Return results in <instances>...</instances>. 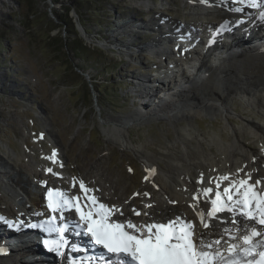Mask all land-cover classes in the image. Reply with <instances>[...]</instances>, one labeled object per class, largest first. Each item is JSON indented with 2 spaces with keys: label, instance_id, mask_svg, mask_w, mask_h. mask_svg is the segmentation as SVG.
<instances>
[{
  "label": "rangeland",
  "instance_id": "rangeland-1",
  "mask_svg": "<svg viewBox=\"0 0 264 264\" xmlns=\"http://www.w3.org/2000/svg\"><path fill=\"white\" fill-rule=\"evenodd\" d=\"M93 1L94 5L89 0H77L76 4L66 0H0V40L5 45L0 47V171L10 170L15 162L33 188L35 179L30 164L44 167L43 161L52 163L49 156L55 141L66 158L65 171L69 169L73 177L87 178L103 200L112 204L108 205L118 209L126 206L124 209L133 214L132 210L152 204L154 211L160 204L161 190L153 185V191H147L145 159L130 147L118 146L109 139L103 126L126 121V127L131 126V146L138 148L147 143V152L157 156L168 152L166 147L172 143H176V149L187 144L192 149H203L204 155H210V151L218 153L220 143L231 139V130L217 116H180L174 123L154 118L144 120L140 126L133 125L140 118L142 107L150 105L144 101L140 104L138 91L143 94L141 100L150 101L151 95L142 89L155 84L158 74L174 69L167 66L172 55L164 53L166 59H162L154 51V44L148 45L158 35V28L164 30L163 26L158 27L160 13L175 16L182 25L185 20H206L216 13L205 8L202 12L194 10L190 0ZM64 6L69 8L66 14ZM63 13L70 19V28L59 20ZM137 24L145 26L139 29ZM73 40L82 43L87 53L74 55L65 45H73ZM255 44L240 50L260 46ZM194 48L203 52L200 46ZM190 57L196 66V55ZM221 59H213L210 65ZM154 66L161 68L156 74L150 71ZM189 67L183 75L192 71ZM163 74L159 80L168 82L169 77ZM130 116H135V123H131ZM239 119L233 118L232 124L239 126ZM51 176L64 181L59 174ZM0 210L5 211L2 204ZM120 220L124 221L123 217Z\"/></svg>",
  "mask_w": 264,
  "mask_h": 264
},
{
  "label": "bare ground",
  "instance_id": "bare-ground-1",
  "mask_svg": "<svg viewBox=\"0 0 264 264\" xmlns=\"http://www.w3.org/2000/svg\"><path fill=\"white\" fill-rule=\"evenodd\" d=\"M190 1H193L192 9L194 10L199 9L201 11L205 8L204 5H200L201 3L211 4L212 11L216 13L215 17L205 18L206 20L201 19L202 17L194 19V21L185 20L184 27L195 32L196 38L202 41V53L197 49H192V53L194 52L197 59L196 66L193 63L195 59L193 62L189 60L188 66L192 70L191 74L170 76V81L166 84H147L146 90H142L149 92L150 101L141 100L143 94L139 90L138 100L140 104H143L142 101H144L150 105L142 107L140 110L142 113H140V118L135 121L136 123L133 122L135 116H130L129 119L131 123H135L133 125L140 126L144 120L148 121L154 118H161L174 123L180 119V116L190 119L202 114H210L220 117L224 121V127L231 130V139L221 142L217 147L218 153L216 154L210 151V155H204L203 149H192L187 144H184L182 149H176L178 146L175 145L176 143H172L166 147L168 152L162 151L157 156V153L147 152V143H142L138 148L131 146L133 144L130 138L131 126L130 128L126 127V121L111 122L108 126H103V132L118 146L130 147L134 153L143 157L145 159L146 177H148L145 179V183L149 185L147 191L152 192L153 185H158L161 190L162 198L157 207L160 212L158 213V209L156 210L155 207L153 211L152 206L154 205L151 204L144 209L148 215H145L143 223L145 221V223L167 222L169 219L181 217L191 220L199 229L200 218L197 212L204 211L206 201L214 199L210 193L207 196L204 195L203 190L205 188L222 191L231 181L247 179L249 176L252 177V180H261L262 183L258 185V188H264V48L257 46L240 50L264 40V34L262 31L258 33L253 31L256 26L253 23L255 15L249 13L246 3L240 4L234 0ZM237 7H242L244 11L235 12L232 10ZM162 17L168 18L169 25L176 27L180 25L175 16L171 18L160 13L158 20ZM239 17L248 18L249 32L227 34L225 41L222 40L224 34L211 43V40L208 39V30L223 23L228 24V27L231 26L230 29L227 28V31H235L237 27L233 25ZM136 26L143 29L145 25L137 24ZM158 27H161V23L158 24ZM204 30L207 31L205 41L200 38V34ZM157 32L158 35L148 45L154 44L155 48L153 49L160 56L164 53L173 55V49H180L181 51L184 49L183 45L177 42H171L172 45H169L170 38H167L166 31L158 28ZM229 39L232 41L229 42ZM160 49H162L161 52ZM185 56L188 58L187 55ZM217 58L223 59L217 61L216 65H210L213 63V59ZM232 105L235 107L233 108ZM241 113L244 116H240ZM237 116L240 118L239 126L232 124V119ZM105 122L110 123L107 119ZM248 142L253 145L247 144ZM54 150L56 152L55 160L51 159L52 154L49 156L52 163L43 161L44 167H39L34 162L29 163L32 170L31 176L35 179L33 188L30 186L28 177L25 178L23 175V169L19 166L17 168L15 162L14 165H11L10 170L0 171V194H2L0 204L5 208L6 214L8 213L12 217H17L21 213L28 217L47 216L49 209L48 190L53 187L69 197H80V203L88 210L90 201L84 197V192L80 188L81 181L86 188L92 190L89 195L96 196L100 203L112 208L103 200V197L88 182L87 178L82 175L73 177L69 175V169L65 171L63 165H66V158L61 145L55 141L52 144V153ZM157 161H161L163 166H160ZM49 168L52 169L51 172L48 171ZM149 170H154V172L150 174ZM52 174L65 175L67 184L62 185L61 182H57L55 177L51 176ZM223 176H228L229 180L221 181L219 178ZM217 183L220 185L219 189L216 187ZM147 191L145 193H148ZM151 196L147 197L146 202L148 204L151 203ZM125 207L122 206L119 209L123 213L122 216L119 212H113L111 219L118 221L117 217L120 216L136 223V215L126 211ZM71 213L75 214L72 210ZM218 216L224 228H230L235 232L236 229L230 223L225 222L231 219V214L220 213ZM240 219L243 220L242 217ZM210 222L215 224L214 219H210ZM237 227L242 229V225ZM205 231L211 232L212 237L215 238L217 233L223 230L216 226ZM19 242L20 236L10 234L0 228V249H3L2 254H0V264H41L32 256V254H36L39 248L34 243L21 246Z\"/></svg>",
  "mask_w": 264,
  "mask_h": 264
},
{
  "label": "snow or ice",
  "instance_id": "snow-or-ice-1",
  "mask_svg": "<svg viewBox=\"0 0 264 264\" xmlns=\"http://www.w3.org/2000/svg\"><path fill=\"white\" fill-rule=\"evenodd\" d=\"M234 2L246 3L254 9H264V0ZM232 10L244 11L242 7ZM259 18L264 20V10L259 12ZM224 27L225 25H221L222 29ZM55 157L54 150L51 159L55 160ZM48 171L51 172L52 169L49 168ZM153 172L154 170H149L150 174ZM219 179L228 181L229 177ZM261 183V180H252L249 176L247 179L231 181L222 191H215L210 210L206 207V214L205 211L197 212L200 218L199 229L191 220L181 217L167 222L143 224L134 223L131 219L117 222L111 219L113 212H119L121 216L123 213L115 206L109 208L100 203L96 196L89 195L92 190L86 188L83 181L80 182V188L90 201L87 211L82 207L80 197H69L59 189L48 190V208L52 213L58 212L60 220H64L65 210L75 209L81 222L77 226H86L84 232L90 235L91 242L102 246L110 257H114L108 264H264V188H258ZM216 187L220 188L219 183ZM211 192L212 188L203 190L205 196ZM133 213L141 215L135 210ZM220 213L231 214V219L225 222L236 230L234 232L230 228H224L213 238L205 230L216 227L210 219L219 220ZM0 220L9 225L13 223L2 216ZM56 220L57 217L52 215L32 227H42L49 233H58V239L45 240L44 243L59 253L68 244L65 238L68 226L57 225ZM238 225H242V229ZM225 236L228 238L225 239Z\"/></svg>",
  "mask_w": 264,
  "mask_h": 264
},
{
  "label": "trees",
  "instance_id": "trees-1",
  "mask_svg": "<svg viewBox=\"0 0 264 264\" xmlns=\"http://www.w3.org/2000/svg\"><path fill=\"white\" fill-rule=\"evenodd\" d=\"M52 1H54V2H63L64 0H52ZM66 1H69V2H71V3H73V4H76L77 2V0H66ZM90 1V4L91 5H94L93 4V0H89ZM95 3V2H94ZM64 13L66 14L67 13V11H68V9L69 8H67V6H64ZM62 14L61 16H59V20L63 23V26L64 27H66V28H70L72 25H71V23H70V19L65 15V14ZM93 13H95V14H97V10L96 9H94L93 8ZM79 16H81V15H79ZM83 20L85 21V19H80V21L83 23ZM2 36H0V38H1ZM0 42H1V40H0ZM72 44L74 45H70V43H66L65 45H67L68 46V48L70 49V51H72L73 52V54L74 55H78L79 57H81L80 56V54H79V52H84V53H87L86 52V49H85V46H83L82 45V43H80L79 41H75V40H73V42H72ZM4 44H2V42L0 43V47H2ZM5 46V45H4ZM83 61H87V58H84V57H82L81 58ZM85 62H84V64H85ZM85 66V65H84ZM93 85V87H94V89L97 91V92H100V89L98 88V87H96V84L95 83H93L92 84Z\"/></svg>",
  "mask_w": 264,
  "mask_h": 264
}]
</instances>
